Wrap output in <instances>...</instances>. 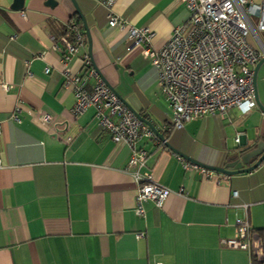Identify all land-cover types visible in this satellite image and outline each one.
I'll list each match as a JSON object with an SVG mask.
<instances>
[{
    "label": "crops",
    "instance_id": "1",
    "mask_svg": "<svg viewBox=\"0 0 264 264\" xmlns=\"http://www.w3.org/2000/svg\"><path fill=\"white\" fill-rule=\"evenodd\" d=\"M12 1L0 0V264H264L223 245L245 215L264 244V163L208 179L144 138L138 147L148 158L141 174L171 194L161 208L145 202L144 216H137L131 149L102 131L93 108L78 117L72 112L66 72H84L88 42L67 67L54 45L76 24L74 5L25 0L22 11H12ZM76 1L92 36V66L142 117L158 129L166 125L172 112L144 46H133L128 30L109 26L101 0ZM113 11L134 28L153 31V50L189 18L181 0H118ZM257 89L264 105V65ZM45 115L51 125L41 121ZM166 139L186 156L224 168L264 143V113L235 108L226 120L198 118Z\"/></svg>",
    "mask_w": 264,
    "mask_h": 264
},
{
    "label": "built area",
    "instance_id": "2",
    "mask_svg": "<svg viewBox=\"0 0 264 264\" xmlns=\"http://www.w3.org/2000/svg\"><path fill=\"white\" fill-rule=\"evenodd\" d=\"M117 1H100L108 11V24L112 28L128 30L133 46H144V57L151 59L157 71L158 90L173 113L162 131L159 130L161 133L181 130L187 122L205 116L219 115L226 120L235 108L247 115L257 107L254 69L264 58V0H181L186 4L189 18L174 30L159 50L152 49L153 31L134 28L115 14L113 7ZM77 38L79 43L81 37L78 35ZM63 44L66 49L61 61L67 67L79 48L66 39ZM54 50L61 52V46L55 44ZM81 60L84 72L75 75L67 70L64 84L72 88L75 95L73 115L78 117L93 108L102 131L116 143L129 146L128 169L138 185L135 213L142 217L145 202L152 201L161 208L171 191L158 185L149 175L141 174L148 153L138 146L144 138L156 145L163 146L164 143L101 79L89 56L84 54ZM46 72L49 73V69ZM41 121L51 125L53 118L45 115ZM236 141L239 142V138ZM179 159L187 172L194 171L208 179L215 176L212 171ZM248 208L245 206L246 210ZM138 237H144V234ZM223 245L247 251L255 262L264 258L263 241L252 229L247 215L237 220L236 236L223 241Z\"/></svg>",
    "mask_w": 264,
    "mask_h": 264
},
{
    "label": "water",
    "instance_id": "3",
    "mask_svg": "<svg viewBox=\"0 0 264 264\" xmlns=\"http://www.w3.org/2000/svg\"><path fill=\"white\" fill-rule=\"evenodd\" d=\"M72 4L74 5V8L76 10V14L80 17V19L83 22L84 26V31L85 35L87 38L88 42V51L90 58L93 59L92 56V36L91 32L89 29V26L87 24L86 18L83 15L78 3L76 0H71ZM55 4V0H48L47 5L53 6ZM25 7V0H13L11 5H10V10L12 11H22ZM264 65V58L259 61V63L256 65L254 69V86H255V102L256 106L263 111L264 113V105L260 102L259 100V95H258V89H257V74L261 66ZM93 68L99 73L100 77L103 78L101 73L99 72L98 68L96 67L95 64H93ZM105 83L109 86V88L119 97V99L124 103V105L135 115L137 116L146 126H148L154 133L155 135L164 143L166 147H168L172 152L177 154L179 157L195 164L198 165L199 167H202L206 170L218 173V174H223L227 176H233V175H239V174H244V173H249L258 168L261 164L264 163V143H259L257 148L247 151L245 153H238L236 158L233 160V162L227 164L224 168H218V167H213V166H208L205 165L197 160H194L185 154L181 153L180 151L176 150L171 144L168 143L167 139L165 138L164 134L159 131L155 125L150 122L149 120L145 119L144 117L141 116L139 112H137L124 98H122L114 88H112L108 82L104 79ZM252 162V160H255Z\"/></svg>",
    "mask_w": 264,
    "mask_h": 264
},
{
    "label": "trees",
    "instance_id": "4",
    "mask_svg": "<svg viewBox=\"0 0 264 264\" xmlns=\"http://www.w3.org/2000/svg\"><path fill=\"white\" fill-rule=\"evenodd\" d=\"M75 18H76V24L74 26H69V28L67 29V33H68L67 41H69L70 43H73V45H76V47L80 49L82 46L86 45L87 38H86L85 31H84V28H83V25H82V22H81L79 16L78 17L75 16ZM78 35L81 37V40L79 41V43H81V45H79V46H78L79 43H77ZM60 46H61V54H62V52L65 51L66 47L64 44H60ZM161 128H159L160 131H162ZM169 134H170V132L165 130V132H164L165 138H167L169 136ZM245 152H247V151H243L242 153H245Z\"/></svg>",
    "mask_w": 264,
    "mask_h": 264
},
{
    "label": "rangeland",
    "instance_id": "5",
    "mask_svg": "<svg viewBox=\"0 0 264 264\" xmlns=\"http://www.w3.org/2000/svg\"><path fill=\"white\" fill-rule=\"evenodd\" d=\"M172 112V111H171ZM172 115H173V113H172Z\"/></svg>",
    "mask_w": 264,
    "mask_h": 264
}]
</instances>
